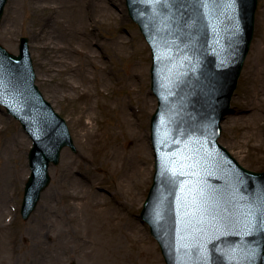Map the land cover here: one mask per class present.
<instances>
[{"label": "water", "instance_id": "obj_1", "mask_svg": "<svg viewBox=\"0 0 264 264\" xmlns=\"http://www.w3.org/2000/svg\"><path fill=\"white\" fill-rule=\"evenodd\" d=\"M130 1L153 50L159 99L151 124L157 171L143 220L166 264H264V173L244 169L219 144L258 0ZM28 49L27 38L19 57L0 46V105L34 142L25 221L51 182L50 165L65 147L77 153L65 121L35 86Z\"/></svg>", "mask_w": 264, "mask_h": 264}, {"label": "rangeland", "instance_id": "obj_2", "mask_svg": "<svg viewBox=\"0 0 264 264\" xmlns=\"http://www.w3.org/2000/svg\"><path fill=\"white\" fill-rule=\"evenodd\" d=\"M73 1L79 5L73 17L81 13L84 26L82 32L86 30L92 36L90 40L87 39L89 48L83 49L98 54L97 61L109 68L108 78L111 80L106 79L107 82H113L114 78L119 82L107 88V82L101 84L106 89L99 101L109 102L114 98L130 102V111L133 112L137 129L145 136L148 160L143 162L144 170L138 179L124 177L122 181L118 172L113 173L110 170L103 159L109 143L115 142L122 150L133 153L139 146L137 136L129 135L125 131L121 134L118 132L115 136L112 128L115 119L102 107L98 108H102V116L95 121L93 129H89L90 122L83 115V101L71 98V94H68L70 91L61 82L60 76L54 79L53 73L48 71L49 56L38 47L39 44L43 45L42 41L46 43L43 36L50 42L56 37L62 42L61 30L54 26V19L64 18L67 14H52L45 10L42 13L44 21L39 25L36 14L29 11L24 0H9L1 25L0 43L9 52L18 54L21 37L29 38L37 85L46 100L66 119L77 153L70 149L63 152L61 164L51 168L50 187L43 193L31 218L24 221L21 217V206L25 184L30 176L28 154L32 142L20 124L0 108V201H3L0 212V264H89L79 238L76 234V237L72 235L76 233V224L69 220L55 223V218H60L69 204L68 194L80 189L104 198L112 208L124 206L126 211L122 212L123 215L126 218L131 217L144 229L149 242L157 250L160 264H165L149 226L140 217L155 172L150 124L157 109V99L151 88V49L138 25L129 16L124 0H110L109 5L104 3L109 0ZM27 2L30 5L43 4L48 8L61 7L65 3L64 0ZM95 4L102 8L98 10ZM103 7L112 12V17L97 23V28L90 26L88 21L99 18ZM88 16L91 18L88 19ZM50 20H53L52 24ZM71 40L76 39L72 36ZM116 40L122 42L121 45ZM130 77L136 79L135 84L127 83ZM145 94L152 100L151 110L144 108L141 100L137 98ZM252 107L258 109L254 116L244 119L249 125L245 128L249 137L243 140V127L237 126L233 120L240 116H249ZM229 120L232 125L227 127L225 123ZM95 127H99L98 133L94 130ZM103 142H107L104 144L107 149ZM220 143L246 169L264 171V0H258L254 40L231 102V112L222 121ZM8 222L11 225L4 226ZM66 230L70 231L69 234L62 235Z\"/></svg>", "mask_w": 264, "mask_h": 264}, {"label": "bare ground", "instance_id": "obj_3", "mask_svg": "<svg viewBox=\"0 0 264 264\" xmlns=\"http://www.w3.org/2000/svg\"><path fill=\"white\" fill-rule=\"evenodd\" d=\"M64 1L65 3L61 7L48 8L43 4L30 5L27 0H24L29 11L36 14L35 17L39 21V25L44 21L42 13L45 10L50 11L52 14H57L58 12L67 14L64 18L54 19V26L60 28L64 41L60 42L56 37L50 42L43 36L46 43L42 41L43 45L39 44L38 47L45 50L49 56L50 66L48 71L53 73L54 79L60 76L61 82L69 89L70 92L68 94H71V98L83 101V115L90 122L88 125L89 129H93L95 121L102 116V108H104L115 119V125L112 127L115 136L123 131L128 132L129 135L137 136L139 146L133 153L122 150L120 145L115 142L109 143L107 149V145H104L107 142H103L107 149L105 153L103 152V159L113 173L118 172L120 180L123 181L124 177H135L138 179L144 170L143 162L148 160V152L144 145L145 136H142L137 129L133 112L130 111L131 105L129 101L114 98H111L109 102L99 101L100 97L105 94L104 90L107 87L119 82L117 83L115 78L113 82H107L111 80V78H108L110 74L109 68L102 66L97 61L98 54L91 53L88 49H83V47L89 48L87 39L90 40L92 36L88 35L85 32L86 30L82 32L84 26L81 13H77L73 17L74 11L79 8L78 2L73 0ZM104 3L109 5L110 0ZM95 6L98 10L102 8L100 5L95 4ZM71 13H73L72 16ZM99 14L100 16L97 19H92L88 16V19L91 18V22L88 21L90 26L96 27V24L100 21L112 17V12L104 7ZM52 21L50 20L49 22L52 24ZM72 36L76 39L75 41L71 40ZM73 42H76V44ZM121 43L118 42V45H121ZM106 82V88L100 86ZM135 82L136 79L134 77H130L127 80L128 84H135ZM137 98L141 100L144 108L148 107L150 110L153 108L152 100L146 94L137 96ZM100 107H102L101 110L98 109ZM256 109L258 108L252 107L249 116H240L233 120L237 126L243 127V140L249 137V132L245 129L249 125L246 124L244 119L254 116L257 112ZM230 124L232 125L230 120L225 123L227 127ZM97 125L98 123H96ZM98 129L95 127L94 130L98 133ZM95 131L94 134H96ZM151 149L153 157H155L153 148L151 147ZM67 197H69V204L60 218H55V223L69 220L76 224V233L72 235L73 237L77 235L79 238L83 254L87 256L89 264H160L157 250L154 244L149 242L144 229L134 219L131 217L126 218L123 215L126 211L124 206H120L122 208H112L107 205L104 198L102 199L91 191L81 189L70 192ZM0 206L1 212L3 201H0ZM9 225L11 223H4L6 227ZM67 229H70V227ZM69 232V230H66L62 235L66 236Z\"/></svg>", "mask_w": 264, "mask_h": 264}]
</instances>
